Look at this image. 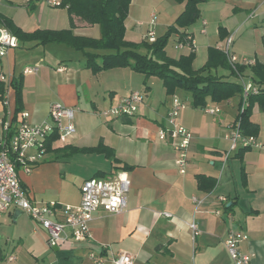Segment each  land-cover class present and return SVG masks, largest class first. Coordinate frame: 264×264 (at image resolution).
Instances as JSON below:
<instances>
[{
  "label": "crops",
  "instance_id": "1",
  "mask_svg": "<svg viewBox=\"0 0 264 264\" xmlns=\"http://www.w3.org/2000/svg\"><path fill=\"white\" fill-rule=\"evenodd\" d=\"M130 1L124 37L131 43L142 42L149 33L155 39L164 35L184 7L173 0ZM199 10L197 23L184 31L191 46L176 43L177 35L172 37L175 48L181 46L173 59L194 53L192 67L198 70L205 65L209 49L216 48L229 65L233 58L234 65L245 67L242 76L228 79L251 83L249 68L254 63L264 65V0H201ZM0 13L24 33L70 30L77 37H100L97 25H87L77 17L71 21L66 9L49 6L46 0H0ZM17 44L0 58L7 101L6 107L0 101V119L13 117L15 93L9 85L13 78H21V105L31 123L48 122L53 103L75 109V133L52 143L29 173L18 171L27 197L41 207L54 203V221L58 222L62 208L80 204L81 185L90 178L105 179L124 171L130 189L122 213H92L89 239L76 241L66 229L53 248L48 247L43 227L19 210L9 209L0 218V264H92V254L106 260L127 255L131 264H233L225 247L230 232L246 236L240 250L251 264H264V149L224 156L233 128H239L241 96L219 103L207 98L202 109L193 106L188 92L175 91L173 95L185 105L178 123L191 135L188 162L180 174L174 148L179 140H161L158 135L167 128L173 96L166 94L163 85L159 93L153 79L145 83L129 68L92 73L86 68L85 55L73 57L68 51L72 48L64 44ZM21 48L27 51L21 54ZM26 67H36L37 72L23 74ZM217 74L228 76L229 72L219 69ZM133 92H140L143 100L132 117L102 116ZM207 109L219 111L208 114ZM250 121L258 126L255 137L264 147V113L257 104L252 106ZM98 144L110 149L116 161L81 152L62 158L56 152ZM198 176L208 180L199 185ZM209 179L214 182L211 189ZM191 219L199 231L195 237L187 227ZM11 256L14 260L8 262Z\"/></svg>",
  "mask_w": 264,
  "mask_h": 264
},
{
  "label": "built area",
  "instance_id": "2",
  "mask_svg": "<svg viewBox=\"0 0 264 264\" xmlns=\"http://www.w3.org/2000/svg\"><path fill=\"white\" fill-rule=\"evenodd\" d=\"M31 0H26L29 3ZM49 6L58 7L60 3L53 0H46ZM204 33V29L202 30ZM145 40L154 42L155 38L149 33ZM190 41L189 38H187ZM230 41H228L229 43ZM17 40L6 29L0 27V58L7 55V51L17 48ZM178 45L176 48H180ZM227 53V52H226ZM234 65V59H230ZM62 70V69H59ZM36 67H26L23 74H35ZM4 76H0V82H5ZM243 102L240 107L242 112L245 100L249 93L256 94V88L251 83H243ZM143 95L140 92H133L125 99H122L115 107L102 112L106 118H129L132 117L137 107L142 103ZM4 106L7 101L4 98ZM185 108L184 103L173 95L171 108L166 117L167 128L158 132L159 139H178L175 144V151L178 156L175 160L176 167L180 174H183L187 165L186 152L191 142V135L178 123L180 112ZM208 114L217 113L219 110H205ZM75 109L65 107L59 103L49 106L48 122L34 124L29 121V114L22 111L16 121L7 116L0 119V218L9 209H17L26 214L32 221L43 227L48 233V247L57 246L61 234L67 229L76 241L82 242L90 238L89 225L92 221V213L101 210L109 215L122 213L126 208L127 195L130 189V181L124 171L107 177L105 179L90 178L83 182L80 188V204L76 207H64L61 210L62 220L54 221L57 214V206L54 203L38 206L34 204L21 188L18 180V171L29 173L32 168L43 160L46 153V143L56 133L58 139L64 140L75 133L73 124ZM229 149L224 154L225 159L241 149L260 148L264 149L254 136L243 135L239 128H233L229 137ZM223 202V200H221ZM194 203L196 199H193ZM216 214H220L216 212ZM169 216V215H164ZM187 227L193 237L199 234L197 225L191 219ZM246 241V236L241 232H230L225 240V247L233 264H251L248 255L240 250V244ZM92 264H131V258L119 254L110 260L102 258L98 254L90 256ZM8 262L14 258L8 257Z\"/></svg>",
  "mask_w": 264,
  "mask_h": 264
},
{
  "label": "trees",
  "instance_id": "3",
  "mask_svg": "<svg viewBox=\"0 0 264 264\" xmlns=\"http://www.w3.org/2000/svg\"><path fill=\"white\" fill-rule=\"evenodd\" d=\"M183 4V11L175 19V22L167 29L164 35L149 43L143 40L140 43H131L125 40V20L128 15L130 0H61L60 7L66 9L70 20L79 18L87 25H97L100 30L98 39H89L72 35L70 30H36L24 33L12 20L0 13V27L6 29L14 36L18 43L32 42L35 45L50 43L64 44L75 51H81L86 57V68L92 73H98L114 68H129L144 77L154 76L161 80L165 92L173 95L177 90L188 92L193 100L194 107L205 109L206 99L219 103L235 96H241L243 102V85L230 81L228 78L242 76L245 67L229 65L226 56L216 48L208 51L205 65L194 70L192 63L194 53L188 56H180L178 59L170 58L165 53L169 38L177 35L176 43L191 46L187 40L185 30L197 23L200 16L199 4L201 0H173ZM72 23V22H71ZM222 38V37H221ZM103 52L88 53L86 51ZM100 60V64H97ZM219 69L229 72L228 76L218 75ZM251 83L256 87V94L249 93L245 100V106L238 116L239 130L245 136H256L259 128L250 121L251 110L254 104L264 113V65L254 63L249 68ZM10 87L15 93V110L12 121H16L22 113L21 105V78H13ZM4 86L0 84V101L4 102ZM240 104V105H241ZM241 107V106H240ZM58 135L54 133L46 143V150H50L52 143L57 141ZM245 149L239 150L242 151ZM58 157H68L74 153H92L104 155L105 158L116 161L113 152L102 144L92 148H63L56 149ZM198 184L202 185L207 178L198 176ZM208 180V179H207ZM209 187L214 182L209 179ZM231 206H226L229 210Z\"/></svg>",
  "mask_w": 264,
  "mask_h": 264
},
{
  "label": "rangeland",
  "instance_id": "4",
  "mask_svg": "<svg viewBox=\"0 0 264 264\" xmlns=\"http://www.w3.org/2000/svg\"><path fill=\"white\" fill-rule=\"evenodd\" d=\"M44 1V0H43ZM156 34H160V33H158V31H157V33ZM158 36H161V35H158ZM173 38L171 37V38H169V40H168V42H167V45H166V48H165V53H166V55L167 56H169V57H178L179 56V53H180V51H177V49L175 48V46H174V42H173V40H172ZM25 51H27L25 48H21V49H19V52H21V54L22 53H24ZM68 51H70V53H72V55H73V57H82V55L84 56V54H83V52H81V51H75V50H72V49H69ZM86 52H89L88 50L86 51ZM75 60H77V59H75ZM74 60V61H75ZM5 60H2V62H4ZM85 61H86V59H85ZM20 62L21 61H19L18 60V64H17V67H19V66H21V65H19L20 64ZM84 62V61H83ZM136 73V72H135ZM5 74L7 75V71H5ZM136 75L143 81V82H147V81H150V79H153V81L158 85V91H159V93H160V91H161V85H162V82H161V80L160 79H158L157 77H154V76H148V77H144V75L143 74H140V73H136ZM232 81H234V79H231ZM145 82V83H146ZM2 103V102H1ZM2 105H3V103H2ZM3 107H4V105H3ZM6 107V106H5Z\"/></svg>",
  "mask_w": 264,
  "mask_h": 264
},
{
  "label": "water",
  "instance_id": "5",
  "mask_svg": "<svg viewBox=\"0 0 264 264\" xmlns=\"http://www.w3.org/2000/svg\"><path fill=\"white\" fill-rule=\"evenodd\" d=\"M18 213H21V211H18Z\"/></svg>",
  "mask_w": 264,
  "mask_h": 264
}]
</instances>
